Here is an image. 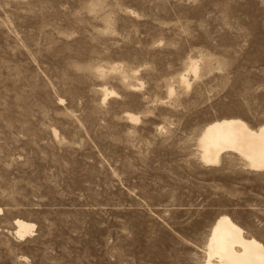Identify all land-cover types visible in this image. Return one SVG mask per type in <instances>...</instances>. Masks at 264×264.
Returning <instances> with one entry per match:
<instances>
[{"label":"rangeland","instance_id":"1","mask_svg":"<svg viewBox=\"0 0 264 264\" xmlns=\"http://www.w3.org/2000/svg\"><path fill=\"white\" fill-rule=\"evenodd\" d=\"M232 114L264 122V0H0V264H202L221 215L264 244V172L197 156Z\"/></svg>","mask_w":264,"mask_h":264},{"label":"bare ground","instance_id":"2","mask_svg":"<svg viewBox=\"0 0 264 264\" xmlns=\"http://www.w3.org/2000/svg\"><path fill=\"white\" fill-rule=\"evenodd\" d=\"M199 63L192 62L188 73L198 77ZM118 71V67L112 68ZM187 73V76H188ZM124 75V74H123ZM182 75L181 84L191 87ZM125 77V76H124ZM105 99L108 91L104 89ZM175 90L170 87V96ZM63 101V100H61ZM130 122H139L140 115L126 113ZM199 161L206 167L218 166L228 156L242 161L247 170L264 172V122L251 125L238 116H217L207 119L198 129L195 141ZM3 210L0 208V213ZM16 235L23 238L34 229L32 223L16 220ZM202 264H264V244L247 232L229 215H221L211 227L203 248Z\"/></svg>","mask_w":264,"mask_h":264}]
</instances>
